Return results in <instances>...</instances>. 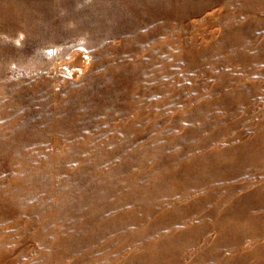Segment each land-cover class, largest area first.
I'll use <instances>...</instances> for the list:
<instances>
[{
    "label": "rangeland",
    "instance_id": "1",
    "mask_svg": "<svg viewBox=\"0 0 264 264\" xmlns=\"http://www.w3.org/2000/svg\"><path fill=\"white\" fill-rule=\"evenodd\" d=\"M0 264H264V0H0Z\"/></svg>",
    "mask_w": 264,
    "mask_h": 264
}]
</instances>
